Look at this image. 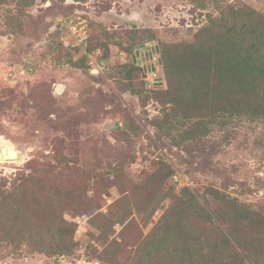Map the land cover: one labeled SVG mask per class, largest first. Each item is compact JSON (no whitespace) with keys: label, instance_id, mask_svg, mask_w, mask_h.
I'll return each mask as SVG.
<instances>
[{"label":"rangeland","instance_id":"rangeland-1","mask_svg":"<svg viewBox=\"0 0 264 264\" xmlns=\"http://www.w3.org/2000/svg\"><path fill=\"white\" fill-rule=\"evenodd\" d=\"M242 6L264 17V0L0 2V136L22 157L0 161V182L9 189L15 177L33 174L44 184L77 183L90 201L85 212L62 213L76 223L70 254L0 241V264H130L185 187L203 201L217 188L264 215L262 118L212 124L185 140L180 129L153 125L167 106L158 46L191 40Z\"/></svg>","mask_w":264,"mask_h":264},{"label":"trees","instance_id":"trees-1","mask_svg":"<svg viewBox=\"0 0 264 264\" xmlns=\"http://www.w3.org/2000/svg\"><path fill=\"white\" fill-rule=\"evenodd\" d=\"M158 47L167 106L154 126L180 129L185 140L238 117L264 120V17L254 9L229 7L191 40ZM90 52L87 47V62ZM43 180L18 176L9 189L7 180L0 182V241L50 256L70 254L76 223L62 213L85 212L90 201L77 183ZM205 192L210 200L183 188L138 242L130 264H264L263 213L217 188ZM38 210L48 219L44 230Z\"/></svg>","mask_w":264,"mask_h":264},{"label":"bare ground","instance_id":"bare-ground-1","mask_svg":"<svg viewBox=\"0 0 264 264\" xmlns=\"http://www.w3.org/2000/svg\"><path fill=\"white\" fill-rule=\"evenodd\" d=\"M16 154L17 152L15 151L12 144H10L8 141L0 139V156L8 159V161L20 162L22 157L20 156L19 158H16Z\"/></svg>","mask_w":264,"mask_h":264},{"label":"built area","instance_id":"built-area-1","mask_svg":"<svg viewBox=\"0 0 264 264\" xmlns=\"http://www.w3.org/2000/svg\"><path fill=\"white\" fill-rule=\"evenodd\" d=\"M78 35L80 36L81 35V38L80 39H82V40H84V39H86V37H87V35H86V30L83 28L82 29V31H81V33H78ZM90 57V56H89ZM93 64V62L92 61H90V64ZM96 64V66H98V64H97V62L95 63ZM93 66H94V64H93ZM99 67V66H98ZM96 71L97 72V68L94 66V68L92 69V71Z\"/></svg>","mask_w":264,"mask_h":264},{"label":"water","instance_id":"water-1","mask_svg":"<svg viewBox=\"0 0 264 264\" xmlns=\"http://www.w3.org/2000/svg\"><path fill=\"white\" fill-rule=\"evenodd\" d=\"M157 51H158V48H157ZM138 63H140V62H138ZM60 90H61V88L59 87V88H57L56 91H60ZM0 139H2V140H4V141H8L10 144H12L9 140L4 139V138L1 137V136H0ZM16 152H17V154H16V158H19V157L21 156V154H20L18 151H16ZM0 161H8V159H5V158H3L2 156H0Z\"/></svg>","mask_w":264,"mask_h":264}]
</instances>
